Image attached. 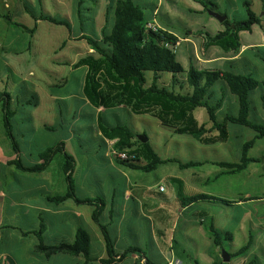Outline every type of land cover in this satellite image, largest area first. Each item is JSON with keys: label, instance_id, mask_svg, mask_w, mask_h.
<instances>
[{"label": "rangeland", "instance_id": "1", "mask_svg": "<svg viewBox=\"0 0 264 264\" xmlns=\"http://www.w3.org/2000/svg\"><path fill=\"white\" fill-rule=\"evenodd\" d=\"M28 4H31L26 0ZM63 1V0H62ZM157 0H138V4L141 6H145L147 4L155 3ZM167 0H162V3ZM175 4H167V10L172 12L175 17L171 18V26L175 31L176 35L180 39H184L187 35H185V31L189 30L188 34V42H182L181 45L176 46L175 48V56L176 60L181 63V65L186 69L188 65V58L191 57L192 61L198 67L201 65L198 64L195 55H198L199 58V42L200 39L196 35V32L199 29L206 28L207 31L213 30L211 26L207 24L208 19L215 22L211 16L208 14H198V13H190L188 11V5L193 4L194 6L200 7V5L193 0H174ZM209 1L210 4H215L216 12L220 14H225L229 18L233 20H241L246 18L245 7L243 6L244 0H205ZM250 3L251 9L257 15L261 17V21L264 26V8L261 6L260 0H246ZM33 12L37 14H47L49 16L55 17L56 19L61 18L60 16L64 13H68V18H70V6L61 3L59 6L58 2L60 0H42V3H39L37 0H32ZM108 0H101L100 11L101 15L95 18L97 23V29H100L104 24V13L106 6L108 5ZM2 4V3H1ZM73 4V2H72ZM2 6L0 5V9ZM72 10V9H71ZM2 13H7V10H1ZM163 11V10H161ZM147 14L148 11H145ZM1 13V12H0ZM73 14V12H71ZM100 14V13H99ZM72 17V16H71ZM66 18L67 17H62ZM17 22L21 24H25L28 27H32L33 20L28 15H24L21 18H15ZM69 20V19H67ZM1 23H5L3 19L0 18ZM72 22V18L70 20ZM152 24L157 26H167L166 19L159 15L155 18V21H152ZM78 31L77 26H72L71 31H68L66 27L61 25H55L49 22H41L37 25V28L33 35L28 33L26 30L16 27L13 25L1 26L0 33L3 34V38L5 37V45L7 50L3 51L4 57L7 60H20L22 61L21 66L22 70H24L23 74H28L31 72V76L27 77V81L23 84H20L16 87L13 93L18 95L19 101L23 98L27 99V102H24V110H19L16 114L14 120H12V125L14 123H20V119L23 118V121L26 122L27 129L25 130V140L30 143L31 147L28 149V154H32V159H35L36 156V147H40L41 151L45 150L47 147L55 145L58 140L61 139L63 134L65 133L64 126L68 127L69 125L72 127H78L81 123L87 126L88 118L87 116L80 119V116L87 114L88 109L85 108L83 113H78L77 109L79 107V99L78 94L82 93V89L80 91V83H83L84 79V68H78L71 70L65 66H60L56 63V60H64V59H72V50L69 49V46L66 45L63 49L60 48L61 43L67 41L69 37H73ZM247 33L240 34L241 43H245V39L248 37ZM68 44V43H67ZM15 53V55H14ZM83 53V52H82ZM250 56H245L242 63L250 62ZM55 61V62H54ZM262 65L261 63H259ZM202 67V66H200ZM262 67H264L262 65ZM253 78L257 80H264V69L263 70H254L252 69ZM61 74L62 80H56L57 86H53L55 83V79L57 75ZM151 74H147V84L150 83ZM65 79V83L63 81ZM180 83L183 86V89H179L177 84H173L171 81V77L168 73H162L160 75L158 85L160 87H165L168 89H173L177 92H186L188 88L184 83V77H177ZM40 80V85L38 87L34 86L33 81ZM49 86V91L52 95H54L57 99V119L51 118L53 123H56L57 131H47L41 128L34 129L33 123L40 124L39 120H48L47 114L40 115L37 113V110L34 109V102L32 96L36 90L40 92V96L43 93L45 88ZM221 87V83L217 82L212 91L218 92ZM7 91L10 93L9 88ZM21 93L23 96L21 97ZM27 93L28 95L26 96ZM260 89H255L250 94V103L252 106V111L250 112L249 119L252 122H261L263 118L262 110H261V102H260ZM236 99V97H232V100ZM235 101V100H233ZM17 105L15 104V107ZM237 103L233 102L231 106L225 107L223 113H227L230 115L237 114ZM124 111V110H123ZM118 111L116 109L106 110L103 114L104 120H111L114 124L117 122V114L120 115V118L124 121H128L127 114L124 112ZM194 116L198 120L199 123L205 124L209 127L208 116L206 111L203 108H198L194 111ZM25 117L27 119H25ZM218 118H220V113L218 114ZM79 120L77 125L75 120ZM76 120V121H77ZM1 121V120H0ZM156 122H158L155 119ZM30 124V125H29ZM45 124V123H44ZM162 124V123H160ZM158 126V124H157ZM165 125L162 124L158 126V128L167 130ZM61 128V129H60ZM239 127L230 126L231 137L228 143L223 144H215V145H201L197 144L200 148L198 151V156L207 160H216L220 158H225L227 161L239 160L241 154V144L252 139L254 133L248 128H242L241 133L233 138V131ZM168 136H173V130L169 128V131H163ZM94 134L90 129H86L85 131L79 133L75 132V138L79 137H92ZM174 137V136H173ZM185 135H176L175 140L179 141L180 139H186ZM190 137V136H189ZM192 139V138H191ZM175 141V142H176ZM26 146V145H25ZM228 147H231L230 152L228 151ZM178 146H176V150ZM235 152H233V150ZM184 151V152H183ZM182 153H185V148ZM186 155H191L194 153L191 151V148L187 150ZM248 156L254 157L258 162L250 163L246 170H243L237 174H223L220 175L217 179H212L211 176L210 182L207 184H198L195 185L196 191H189L187 185L185 184L183 189H180L178 186H171L170 184L164 183L165 186V196L168 200V203L163 201V198L160 195L149 196L146 197L148 200L147 204H159L161 207H167L169 214H173V208L178 206L179 199L178 192H182L183 195H190L194 193L206 194L216 197L217 199L223 202H233L237 201L239 198H243V196H251L252 199L245 200L240 206H234L233 211V223L232 225H228L225 231H233L234 228H238L240 225H246L249 230L253 231L254 236L256 234H261L262 227L264 224H260V217L264 214V137L262 139L256 140L253 147L249 150ZM31 159V157H30ZM61 160V154H57L56 157L52 160L50 164V171L53 175L57 176L59 170V163ZM85 165L81 166L78 173H81L82 169ZM79 167V166H78ZM122 168V167H121ZM126 176L118 177L115 180V185L108 178L100 188L94 187L89 188L87 192L84 194L92 195L94 199H101V202H95V204L101 209L104 206L106 207V220L109 223L111 220V225H109L107 232L111 237L112 241L115 242L114 250L115 253L121 252V249L128 248H140L142 250L141 255L143 254L148 260L156 264H162L165 260H171V256L167 249L161 246L158 243L153 233L152 223L145 218L140 209V203L135 201L134 199H125L124 190L126 187V180L131 177L134 178L137 175V171L125 169ZM207 170H217L216 166H212L210 164H206L204 166L191 167L189 169H181L175 163H166L160 165L156 171L150 172L148 174H143L148 180H151L153 184L157 182L158 179H161L162 175L169 174L170 176H175L184 180L187 177H191L192 173H206ZM77 171V169H76ZM258 173L257 174H254ZM204 178L203 175L200 176ZM158 178V179H157ZM185 181V180H184ZM198 190V191H197ZM65 191V188L62 190ZM9 196V195H8ZM107 203H105V202ZM217 204L216 207H220L223 213H225L226 218L229 219L230 212L227 211L226 204L222 202H214ZM210 212L218 211L219 208H214V206L205 205ZM113 208V211H112ZM170 208V209H169ZM49 211L50 209H44V211ZM113 212V213H112ZM215 214V213H213ZM217 216V215H216ZM110 217V218H109ZM217 216L216 218H218ZM43 224L46 225L47 230L45 232V236L43 241L45 244H54L59 241H67L73 242L75 239V233L77 228L74 225V221L70 220L69 217L62 215H57V213H53L52 209L49 213L42 214L40 216ZM106 220L101 217L98 219L100 224H105ZM176 220V217L172 218V222ZM3 225V228L0 229V264H77V261L80 264L84 263L86 257L83 255H79L78 258L75 256L58 254L51 258H45L42 253L34 252V245L37 244V238L34 235L21 236V230H31L34 228L38 230L39 221L34 217L33 211H29L28 217L23 218L20 217L18 220L19 230H12L10 228H5L6 222ZM207 223V222H206ZM205 223V224H206ZM71 224V225H70ZM205 227V226H204ZM37 228V229H36ZM156 228H161L160 225H157ZM76 229V230H75ZM86 230L89 235V250L88 253L91 257H98L101 252L104 250L101 247L99 242L98 235L94 234L92 230L88 227L82 228ZM170 229V227H168ZM170 232V231H169ZM169 232L166 233L164 237H158L159 240H163L166 242L167 246H171L173 242V238L177 242L178 246H184L185 243L178 236L171 235ZM101 235V234H100ZM102 243V242H101ZM245 244L243 237L240 233H238L236 240L230 245L229 242L223 243V249L227 252L231 249V247L237 249ZM190 250L185 251L184 257L179 252L178 248L176 249L177 253L180 254L179 260L183 262V264H189L192 256L194 259L199 261V264H211V259L209 255H206L204 258L198 257L196 255L193 246L189 245ZM247 254V253H246ZM248 255V254H247ZM8 256V258L6 257ZM10 256V257H9ZM128 256V255H126ZM129 257V256H128ZM127 257V258H128ZM190 257V258H189ZM77 258V259H76ZM220 258L222 260V254H220ZM139 260V264H144L141 262V258H137ZM242 258H232L227 264H233ZM247 260L253 261L255 264H264V242H260L257 244L254 249L247 256ZM137 261V260H136ZM248 261V262H249ZM130 260L126 259V261L122 264H130ZM90 264H96L91 262Z\"/></svg>", "mask_w": 264, "mask_h": 264}, {"label": "trees", "instance_id": "2", "mask_svg": "<svg viewBox=\"0 0 264 264\" xmlns=\"http://www.w3.org/2000/svg\"><path fill=\"white\" fill-rule=\"evenodd\" d=\"M41 3V0H37ZM72 22L47 14L35 16L31 9L26 11L36 20H44L55 25H61L71 31L72 26H77L78 31L73 35L75 40H84L92 50L81 57L73 68L84 67L86 69L82 95L85 100L94 108L111 109L124 106L134 115H149L165 126L173 128V132L179 135H189L202 145H213L225 143L229 138L228 125H237L250 129L255 133L251 140L241 145V154L237 163L218 162L213 163L225 169L227 174H237L245 170L250 163L258 162L257 159L248 156L249 150L256 140L264 137V119L261 122H252L249 119L252 106L250 94L257 88L260 89L261 110L264 116V80L253 78L250 73L237 71L236 61H229L228 69H197L193 63L187 69L176 60L175 48L178 38L161 28H150L148 25L153 21V12L156 9V2L141 6L138 0H108L104 13V24L97 30L95 18L100 6L99 0H72ZM199 3L203 11L216 10L215 4L209 1L193 0ZM264 8V0H260ZM246 18L232 20L226 15V20L221 24L224 29L210 35L208 32L199 30L196 35L199 37V52L204 55L210 47H217L225 53H237L240 48L238 33L241 31L251 32L252 26H259L264 32L261 17L252 11L248 1H243ZM145 11H148L147 14ZM190 13H193L191 9ZM225 15V14H224ZM6 23L24 30L27 28L19 23L13 22L11 17L3 15ZM29 33L33 30L28 31ZM185 31V35L189 34ZM245 57L241 58V64ZM234 65V66H233ZM232 66V67H231ZM162 73L171 76L173 84H177L179 89H183L178 80V76L184 77V83L188 90L184 93L173 89L160 87L158 80ZM147 74H151L150 83L147 84ZM221 83L218 92L212 91L213 86ZM229 95L236 97L237 114L230 115L223 113L221 106L224 97ZM35 106L36 96H32ZM3 101V122L6 135L11 140L15 148V140L12 136V118L15 111L10 106V95L0 94ZM203 108L208 116L209 127L201 124L194 116V111ZM220 113V118L218 114ZM97 126L100 134L107 140H113V149L117 152H126V159L113 157L114 163L128 168L137 169L145 173L154 171L159 165L175 162L180 168H189L201 163L188 162L181 164L174 160H161L152 149L149 142H141L136 138V133L132 132L126 125L107 126L102 117L98 116ZM47 131L55 132V126L44 125ZM56 154H62V171L65 174L67 190L65 193L54 195L49 198L51 202L60 204L67 199H73L77 204L94 205L91 219L99 227L102 234L106 259H96L89 256L90 245L89 235L86 230L79 228L75 233L73 242L59 241L54 244H45L42 239V230L34 232L37 244L34 245L35 253H42L45 258H51L58 254L86 257V262H96L100 264H112L116 260H122L128 254H138L144 260V264H155L148 260L140 248H128L116 259L114 245L107 232L106 226L99 223L98 219L102 209L95 202H102L101 199H80L75 195L73 181L70 177L73 159L63 152V143L49 147L42 151L38 159L40 163L25 167L19 162L13 163L21 170L28 172L44 171ZM179 204L188 206L201 202H223L215 197L204 194H194L184 196L178 192ZM208 236L214 247L223 249V243L232 240L231 233H222L214 228L211 221L205 226ZM29 234V233H28ZM252 245V235L238 250L228 253L230 258H237L244 255ZM195 264H199L195 262ZM212 264H227L222 260ZM247 264H255L253 261Z\"/></svg>", "mask_w": 264, "mask_h": 264}, {"label": "crops", "instance_id": "3", "mask_svg": "<svg viewBox=\"0 0 264 264\" xmlns=\"http://www.w3.org/2000/svg\"><path fill=\"white\" fill-rule=\"evenodd\" d=\"M31 1L29 2L32 4ZM11 2H12V9L10 11H7V13H4V12L2 13L1 10H4V8L0 2V5L2 6V8L0 9V12H1L0 18L3 19L4 22L6 21L3 18V15L11 17V20L16 23H19V22H17L15 18H21L24 15H28L33 20L32 27H28L27 25L25 24L23 25L21 23L19 24L25 26L27 28L26 30L27 32L33 30V32L30 33L31 35L34 34L37 28V25H39V23L47 22L44 20L35 21L32 18L29 12L26 11V8L33 10L34 6H32L31 4H28L26 0H11ZM72 2H73L72 0H63V1L60 0V3L58 2L59 6L62 5L61 3H63L64 6L66 4L70 6V12H69L70 18H72L71 17L72 16L71 9L73 6ZM41 3H42V0H41ZM99 3L101 4V0H99ZM169 3L174 5L175 1L167 0V2L164 1L163 3H162V0L156 1V9L153 12V21H155V18H157L159 15L164 17V19H166V23H168L167 26H157V27L174 34L178 38V42H177V46H178V45H181L182 42H188L189 39H188V35L184 37V39H180L176 35L175 31L173 30L170 21H171V18L175 17V15L169 10H167L169 9L167 8V4ZM187 7H188V11L191 9L192 11H194L193 13H198L202 15L207 14L206 12L203 11V8L201 5L200 7H198V6H194L193 4H191V5H188ZM34 15L39 16L40 14L35 13ZM99 15H101L100 6L98 8V13L96 17H98ZM60 17L61 18L67 17V19L70 20V18H68V13L63 12V14ZM213 20H215V22L212 21V19L211 20L208 19L207 21V24L211 26L213 30L207 31L206 28L199 29V30L208 32L210 35H214L215 33L222 31L224 29L222 24L219 23L214 18ZM7 25L9 24L7 23L2 24L0 21V27L7 26ZM241 33L248 34L247 35L248 37L245 39L244 44L241 43V40H240ZM2 36L3 34L0 33V94L7 93L10 95V106H11V109L15 111V114L12 118V120H14L16 117V114L18 113L19 106H20V110L23 111L24 102L26 103L28 102L26 99L27 97L26 98L22 97L23 93H21L22 100L19 101L18 95L16 93H13V91L16 89L18 85L23 84L24 82L27 81V77L31 76V72H29L28 74H23L24 70H22V66H21L22 61L16 60V59L7 60L4 57L3 51L7 50V48H6L5 41H4L5 37L3 38ZM238 37H239L240 48L237 53H225L223 50L212 46L205 52L204 55L200 54L201 58H199L198 55H195V58L198 64L199 65L201 64L200 66L202 67L200 66L198 67L197 65H195L194 62L192 61V58L189 57L187 68L191 61L197 69H228V67L230 68V65L226 63L229 61H236L237 65L235 66H236L237 71L243 70L247 73H250L253 76L251 72L252 69L257 70V71L263 70L264 67H262V65L264 66V32L262 31V29L259 26L254 25L252 26L251 32L241 31L238 33ZM66 45H68L69 49L72 50V53H73L72 59L56 60V63L60 66H65L67 68H70L71 70L78 69V68H73L72 65L75 64L81 57L85 56L87 53H91L92 50L87 46L84 40H75L73 37H69L67 41L62 42L60 48L63 49L64 47H66ZM245 56H250L251 58L250 62H247L244 64L239 63L241 58ZM259 63H261L262 65H260ZM80 68H84V67H80ZM85 72H86V69L84 70V75H85ZM61 76H62L61 74L57 75V78L55 79V83L53 84L54 87L57 86L58 84L56 80H62ZM63 81L65 83L64 78H63ZM33 82L34 83L32 84L36 87L40 85L39 84L40 80L36 79V81H33ZM80 85L82 86L83 83L82 84L80 83ZM7 88H9L10 93L7 91ZM43 89L44 90L42 91L43 93L41 94V96L39 94L40 92H38L37 90L34 93H32L37 98L34 109L37 110V113H39L40 115H45V114L49 115L48 116L49 121L42 120L41 118V120H39L40 124L38 123L35 124V122H32L34 129L36 128L44 129V125L55 126L56 124V123H53V120H51V118L57 119L58 99L50 93L49 86L48 88L47 86L45 88L43 87ZM81 89L82 87H80V91ZM25 94L26 96L28 95L27 93ZM77 96H78V99H79L78 101L80 104L77 109V112L83 113V110L85 108L88 109L87 114L80 116V119L87 116L88 118L87 126L81 123L80 125H78V127H75V131H74V126L72 127L70 125L68 127L64 126L65 133L63 134L61 139L58 140L56 144L63 143V152L69 155L73 159L72 171L70 173V177L73 181L75 195L80 199H85V198L94 199L92 195L84 194V192H87L89 188H94V187L100 188L101 185H103V183H105L108 178L113 182V185L116 186L115 179L118 177L125 178L126 173H125V170L122 169L123 167L121 168V166L114 163L111 157L110 150L113 147L112 144L114 143V141L103 138L98 130V126H97L98 116H101L103 119L104 112L109 109L104 110L102 108H94L85 100L82 93L78 94ZM233 100L231 96L226 95L224 97L221 110H224L226 106L227 107L231 106L232 103L235 102ZM2 103L3 101L0 100V120H1L0 121V229L3 228L5 221L9 220L8 222H6L5 228H10L12 230H19L20 228L17 226L18 225L17 223L20 217L27 218L29 211H33L34 217H36V219L39 221L38 230H35L34 228H31V230L30 229L21 230L20 232L21 236L25 237L28 235H34L32 233L39 232L40 230H42L41 236L43 239L45 236L47 227L46 225L43 224L42 220L40 219V216H42V214L49 213L50 210L52 209L54 214L55 213H57V215L63 214L64 216L69 217L70 220H73L75 222L74 225L77 228L79 226L80 228H85V229L86 227H88L90 230L93 231L94 234L96 233V235H98L101 247L104 250L101 252V254L98 257H91L90 255L89 256L91 258H96L98 260L106 259L107 255L105 251V245H104L102 234L100 232L99 227L91 219V215L95 209V206L77 204L73 199H67L60 204H55L54 202H51L49 200V198L53 197L54 195L65 193L67 190L65 174L62 171V164L64 162L62 154H61V160H60L59 167H58L59 173L56 174L57 176L53 175L49 169L52 161L47 166V168L41 172L24 171V170L19 169L16 164H13V163L19 162L20 165L29 167L37 163H40L38 156L42 152L41 148L43 147V145H41L40 147H36L35 151H36L37 157L35 159H32V154H28V149L31 147V145L29 142L25 140V130L27 129L28 124L24 122L22 118L20 119L21 120L20 123L15 122L14 125H12V122H11L12 136L14 137V140H15L16 149L13 148V144L11 140L8 138V136L6 135V131H5V126L3 122V109L1 107ZM15 104L17 105L16 107H15ZM111 109H116L121 112L124 110L123 112L127 114L128 121L124 122L120 118V115L117 114L116 116L117 122L115 124L111 120L103 119L104 123L107 126H116L118 124H124L132 132L136 133V135L137 134L146 135L148 138L147 142H149L152 149L154 150V152L157 154V156L161 160L163 161L174 160V161L180 162L181 164H185L188 162L201 163L200 165H196L198 167L204 166L206 164H210L212 166L217 167L216 171L207 170L206 173L204 172L192 173L191 177L189 176L184 179L185 181L182 180L181 178L170 176L169 174H164L161 176L162 177L161 179L157 178L158 180L154 184L151 180H148L145 177V175H143L145 172L141 170H137V169H129V170H135L138 173L134 178L129 177L126 180L127 188L123 192L124 197L125 199H134L135 201H138L140 203V209L142 211V214L145 216L147 220H149L152 223V227L154 229L152 234H154L155 240L158 243H160L161 246H163L165 249L168 250L172 259L169 261L165 260V262L162 264H170L171 261H178V264H183V262L179 260L180 254L177 253L176 249L178 248L179 252L184 257V255H187V254H184L185 251L190 250L189 245L193 246V249L196 252L197 258L198 257L204 258L206 255H209V258L211 259V264L215 261H220L221 260L220 258L221 250L213 246L208 236V232L206 228L204 227L207 224L206 222H209V221L212 222L214 228L217 229L218 231L222 233L232 234V240L229 241L230 245L236 240L238 233L241 234L245 243L248 240L249 234H251L252 235V245L250 249L246 252L248 255L250 254V252L254 249V247L257 244H259L260 242H264V227H262L263 230H261L262 231L261 234H256V236H254L255 234H253V231L249 230V228L246 225H240L238 228H234V230L231 232L225 231L226 227H228V225H232L233 223L234 206H240L245 200L252 199L253 197L251 196L246 195V196H243V198H239L237 201L229 202V204H226L227 211L230 212L229 219L226 218L225 213H223L220 207H216L217 204H215L214 202H201V203L192 204L188 206H181L179 202H177L178 206L173 208V211H174L173 214H169L167 207H161L159 206V204L158 205L151 204V203L147 204L146 201L148 200V198L146 197L156 196V195H160L163 198V201L169 204L164 194L165 193L164 183L170 184L171 186L176 185L180 189H183L184 185L186 184L189 191H196L195 185L207 184L208 182H210L211 176L213 177L212 179L214 180V179L219 178L220 175L227 174L225 173L224 168H220L219 166L213 163H218V162L237 163L238 160L227 161L225 158H220L216 160H207V159L200 158L197 154L200 148L197 145L198 142L194 140L192 137H189V135H185L187 136V138L185 137L186 139H180L179 141H176L175 136L179 134H175L173 132V136H174L173 137V136H168L163 132L167 130L169 131V128L173 130V128L169 126H164L167 128V130H164V129L160 130L158 126L162 127V124H160L158 120H157L158 122H156L155 118H152L149 115H134L124 106H119V107H115ZM25 119L27 118L25 117ZM80 119L78 120L76 119L77 121L75 120L74 125L75 124L77 125ZM263 119H264V116L262 120ZM205 124L208 125L207 123ZM230 126L239 127L233 131L232 133L233 138H235L237 135L241 133L242 128H245L242 126L229 124L228 125V131H229L228 141L225 143H216V144L225 145L226 143L229 142L230 137H231ZM86 129H90L92 133L94 134V136L75 138L76 131L81 133L85 131ZM176 146H178L177 150H176ZM184 148H185V153L187 152L188 149L191 148V151L196 153V155L194 154L186 155L185 153L183 154L182 151ZM230 150H231V147H228L229 152ZM233 152L235 151L233 150ZM56 155L54 156V158L56 157ZM251 158H254V157H251ZM169 163H175V162H169ZM83 165L85 166L82 169L81 173H78L80 167ZM192 167H195V166H192ZM157 168L154 171H156ZM189 168H181V169H189ZM125 169H128V168H125ZM145 174H148V173H145ZM254 174H257V176L262 175V174L258 175V173H255V172ZM201 175H203L204 178H201L200 177ZM159 187H162L163 190L160 191ZM64 188H65V191H62ZM194 194H200V193H194ZM194 194H190V195H194ZM186 196H189V195H186ZM207 196H211V195H207ZM211 197H214V196H211ZM205 205L214 206V208H219V209H217L218 210L217 212L214 211L213 213L215 214H213L212 212L207 210L208 208ZM44 209H50V210L44 211ZM101 209L102 211H101L99 218L103 217L106 220V217H105L106 207L104 206ZM112 211H113V208H112ZM216 215L219 217L216 218L217 217ZM173 217H176V220L172 222ZM259 222L260 224H264V214L260 217ZM104 223L105 224H102V225L106 226V228L108 229L109 225H111V220L109 223L107 222V220ZM156 223L157 225H160L161 228H156ZM168 227H170V229H168ZM167 232H169L170 234L172 233L171 235H173V237L174 236L176 237L179 235L178 237L181 238V240L185 243V245L178 246L177 242L175 241V238H173L172 245L167 246L164 239L159 240L158 238V237H164ZM113 243L115 245V242ZM239 248L235 249L231 247V249L227 252L233 253ZM120 251L121 252L115 253L117 255L116 259L122 252L125 251V249H121ZM246 253L240 257H237V258H242V259L233 264H247L249 260H247L248 255ZM128 256H125L120 261L116 260L112 264H122L126 261V259H129L131 261L130 264H139V260L137 259L139 256L138 254L132 253V254H128ZM6 257L8 258V256ZM75 257L78 258V256H75ZM190 257H191L192 262L190 261L189 264H195V262L199 263L198 260L194 259L192 256ZM231 259L232 258L229 257V261ZM84 262H86V260H84ZM90 263L91 262L89 263L87 262V264H90ZM94 263L100 264L98 261ZM77 264H80V262L77 261Z\"/></svg>", "mask_w": 264, "mask_h": 264}, {"label": "water", "instance_id": "4", "mask_svg": "<svg viewBox=\"0 0 264 264\" xmlns=\"http://www.w3.org/2000/svg\"><path fill=\"white\" fill-rule=\"evenodd\" d=\"M207 14L210 15L211 17H213L214 19H216L219 23H222L227 18L226 15H222L216 11H213V10H208ZM136 138L143 143L148 141L147 136L143 135V134H137ZM221 254H222V262L223 263L228 262L229 261V254L224 249H221Z\"/></svg>", "mask_w": 264, "mask_h": 264}, {"label": "built area", "instance_id": "5", "mask_svg": "<svg viewBox=\"0 0 264 264\" xmlns=\"http://www.w3.org/2000/svg\"><path fill=\"white\" fill-rule=\"evenodd\" d=\"M0 2L2 3V6L4 9H6L7 11H10L12 9V2L11 0H0ZM148 27L150 28H153V27H156L154 24L150 23L148 25ZM113 146V144H112ZM110 154H111V157H117L119 159H126L128 156L126 154V152H117L113 149V147L111 148L110 150ZM159 190L162 191V187H159ZM141 262H144L143 259H141ZM170 264H178V261H171Z\"/></svg>", "mask_w": 264, "mask_h": 264}]
</instances>
